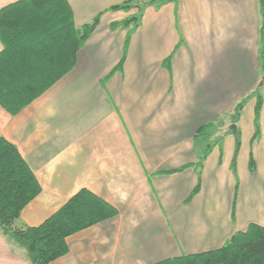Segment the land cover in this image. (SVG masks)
Masks as SVG:
<instances>
[{
  "label": "crops",
  "instance_id": "0c3cea01",
  "mask_svg": "<svg viewBox=\"0 0 264 264\" xmlns=\"http://www.w3.org/2000/svg\"><path fill=\"white\" fill-rule=\"evenodd\" d=\"M19 1L0 0V10ZM148 1L66 0L76 29L99 16L73 67L18 113L0 106V138L40 186L14 228L38 227L81 190L116 212L68 236V252L50 264H156L264 227L258 0L166 1L146 7L132 31L113 27L137 9L112 6ZM0 264H30L1 231Z\"/></svg>",
  "mask_w": 264,
  "mask_h": 264
},
{
  "label": "trees",
  "instance_id": "16d2710c",
  "mask_svg": "<svg viewBox=\"0 0 264 264\" xmlns=\"http://www.w3.org/2000/svg\"><path fill=\"white\" fill-rule=\"evenodd\" d=\"M166 1L174 0L114 5L109 10L128 11L136 8L137 14L113 27L127 28L132 24V31L138 27L139 17L146 7ZM258 2L259 61L264 81V0ZM98 22L99 16L76 29L66 0H23L1 9L0 42L3 50L0 53V106L9 113L16 114L49 89L73 67L77 52ZM121 65L120 62L116 69ZM261 85L250 95L256 99L252 140L259 133ZM247 98L236 104L231 115L233 124L238 120ZM211 126L210 123L201 127L196 136L206 134ZM233 132L238 138L236 129ZM207 150L196 168L201 167ZM197 175V184L187 201L200 189V170ZM39 192L40 186L34 174L17 149L0 138V231L26 252L30 264H50L68 252V236L106 221L116 214L112 207L98 197L87 190H81L38 227L14 228L13 223L22 209ZM156 264H264V227L250 225L245 232L235 233L219 249L166 259Z\"/></svg>",
  "mask_w": 264,
  "mask_h": 264
}]
</instances>
